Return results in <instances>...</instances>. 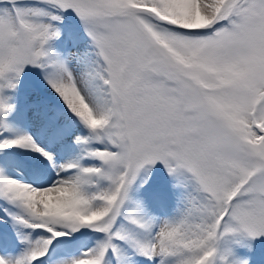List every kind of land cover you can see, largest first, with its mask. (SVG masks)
<instances>
[{"label":"snow or ice","instance_id":"6c2138e0","mask_svg":"<svg viewBox=\"0 0 264 264\" xmlns=\"http://www.w3.org/2000/svg\"><path fill=\"white\" fill-rule=\"evenodd\" d=\"M33 69L67 158L10 120ZM262 237L264 0H0V264H248Z\"/></svg>","mask_w":264,"mask_h":264},{"label":"rangeland","instance_id":"374dc122","mask_svg":"<svg viewBox=\"0 0 264 264\" xmlns=\"http://www.w3.org/2000/svg\"><path fill=\"white\" fill-rule=\"evenodd\" d=\"M69 23H72V25L79 24L75 17H70L67 21L68 26H72L69 25ZM36 72H38V70L33 69L27 73L26 79L29 81L32 80V83H28L25 79L23 84L21 85L17 97V109L16 112L10 117V120L12 121L14 115H16L17 119L20 116L27 118V123L24 124L25 127L27 126V129H25L32 133L38 140H41L45 144V146H50L54 152H57L66 158L69 151H72L73 147H75L74 144L69 145L68 141L65 140L57 143H52L53 145H50V137L46 133H37L38 129H42L36 120L33 123V128L31 126L32 113L34 112L32 105L35 103L33 89H36L38 91L39 98L44 104L53 108H59L62 106L59 98L55 95V93H53L50 89L42 84L40 76L39 74H35ZM29 77L31 78V80L29 79ZM40 94L45 96V98H48L49 102L42 98ZM65 115L69 120L71 119L70 113H65ZM17 123L19 124V126H21L20 122ZM17 123L15 122L14 124L17 125ZM238 251L240 252V255L242 257L247 259L248 264H264V237L260 238L259 240L253 241L251 250H248L246 247H242L238 249Z\"/></svg>","mask_w":264,"mask_h":264},{"label":"bare ground","instance_id":"6f19581e","mask_svg":"<svg viewBox=\"0 0 264 264\" xmlns=\"http://www.w3.org/2000/svg\"><path fill=\"white\" fill-rule=\"evenodd\" d=\"M34 121H35V118H34V112L32 113V119H31V126L33 127V123H34ZM17 125L19 126V124L17 123ZM21 125V124H20ZM21 128H22V126H20ZM77 151V148H76V146L75 147H73V150L72 151H69V153L67 154V156H66V158L67 157H69V156H71L74 152H76ZM19 171V170H18ZM21 175H23V173H20Z\"/></svg>","mask_w":264,"mask_h":264}]
</instances>
